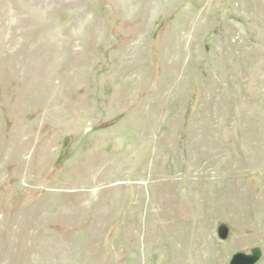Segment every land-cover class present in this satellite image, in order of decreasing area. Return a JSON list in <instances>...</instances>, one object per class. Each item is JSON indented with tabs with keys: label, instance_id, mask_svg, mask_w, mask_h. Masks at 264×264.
I'll return each mask as SVG.
<instances>
[{
	"label": "rangeland",
	"instance_id": "rangeland-1",
	"mask_svg": "<svg viewBox=\"0 0 264 264\" xmlns=\"http://www.w3.org/2000/svg\"><path fill=\"white\" fill-rule=\"evenodd\" d=\"M254 247L264 0H0V264Z\"/></svg>",
	"mask_w": 264,
	"mask_h": 264
},
{
	"label": "water",
	"instance_id": "water-1",
	"mask_svg": "<svg viewBox=\"0 0 264 264\" xmlns=\"http://www.w3.org/2000/svg\"><path fill=\"white\" fill-rule=\"evenodd\" d=\"M219 238L223 241L230 236V227L226 223H222L218 228ZM263 249L261 247H254L249 252L238 251L231 257L229 264H258L263 257Z\"/></svg>",
	"mask_w": 264,
	"mask_h": 264
}]
</instances>
